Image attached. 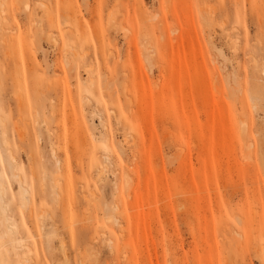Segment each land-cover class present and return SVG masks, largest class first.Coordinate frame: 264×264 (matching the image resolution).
Segmentation results:
<instances>
[{
    "label": "rangeland",
    "instance_id": "374dc122",
    "mask_svg": "<svg viewBox=\"0 0 264 264\" xmlns=\"http://www.w3.org/2000/svg\"><path fill=\"white\" fill-rule=\"evenodd\" d=\"M0 2V179L21 264H264V0ZM14 59L15 86L38 80L16 87L25 102L3 78Z\"/></svg>",
    "mask_w": 264,
    "mask_h": 264
},
{
    "label": "bare ground",
    "instance_id": "6f19581e",
    "mask_svg": "<svg viewBox=\"0 0 264 264\" xmlns=\"http://www.w3.org/2000/svg\"><path fill=\"white\" fill-rule=\"evenodd\" d=\"M3 1H4V0H3ZM2 4H3V3L0 2V5H2ZM41 4H42V3H40V5H41ZM40 5H38V6H40ZM42 5H43V4H42ZM3 6H4V5H3ZM1 7H2V6H1ZM1 7H0V8H1ZM43 7H44V5L42 6V8H43ZM39 9H41V8H39ZM0 11H2V10L0 9ZM47 15H48V14H47ZM47 15H46V16H47ZM49 17H50V16H49ZM1 18H2V19H0V20H4V17H1ZM47 18H48V17H47ZM47 20H50L49 22H52V19H51V18H49V19H47ZM47 32L50 33L51 31H50V32H49V31H45V33H47ZM80 32H81L82 34H84L83 31H80ZM48 33H47V34H48ZM51 33H52V32H51ZM47 34H44L45 37H47ZM82 34L79 35L80 40H82V39H81ZM74 36H75L74 38L76 39V35H74ZM48 37H49V38H52V39H50L49 41L53 40L54 38H55L54 40H57V39H56L57 36H56V37L53 36V33L51 34V36L49 35ZM77 37H78V36H77ZM79 37H78V38H79ZM85 38H86V36H85ZM85 38H84V39H85ZM17 39H19V38H17ZM84 39H83L82 42H83V43H86V40L84 41ZM237 39H238V38H237ZM15 40H16V39H15ZM234 40H235V39H234ZM16 41H17V44H16V45L19 46V45H18V44H19L18 40H16ZM74 41H75V40H74ZM78 41H79V39H78ZM78 41L75 42V43L78 44ZM52 42H53V41H52ZM235 42H236V41H235ZM15 43H16V42H15ZM15 43L13 42L12 44H15ZM57 43H58V41H57ZM80 43H81V42H80ZM83 43H81L82 46H84ZM232 43H233V41H232ZM12 44H11L10 46H12ZM53 44H54V43H53ZM236 44H237V43H236ZM16 45H15V46H16ZM20 45L24 48V45L22 44V42H20ZM61 45H62V47H63L64 44L62 43ZM15 46H14L15 49H16V48L20 49V47H21V46H19V47H15ZM144 47H145V46H144ZM12 48H13V47H10V49H8V50L11 51ZM63 48H64V47H63ZM71 48L74 49L72 46H71ZM18 49H17V50H18ZM69 49H70V48H69ZM149 49H150V48H149ZM8 50H7V51H8ZM21 50H22V48H21L20 50H18V51H16V50H15V51L19 53V52H21ZM15 51H14V54H16ZM73 51H74V50H73ZM77 51H78V50H77ZM8 52H9V51H8ZM22 52H23V50H22ZM22 52L19 53L20 55L17 54V56H16L17 58L19 57V58H18L19 60H18V59H14V60H16V61L11 62V66L9 65V66L6 68V70H5V72H4L5 75H4V77H3L4 79H7V78L10 79V82H12V85H13V86H12V89H13V96L16 97V96L18 95V97H19V95H20V98H21V96H22L24 93L21 92V90H22V89H21L20 91H19V90H18V91H19V93L21 92L22 95H21V94H18V91L16 90V87H18L19 85H16V86L14 85V83H15V79H16L14 73H15V74L19 73V71H20L21 68H22V66H20L19 64L16 63L17 60H18L19 63H20V61L23 62V60H22L23 53H22ZM83 52H84V51H83ZM5 54H6V52H5ZM21 54H22V55H21ZM74 54H75V53H74ZM80 54H82V53H80ZM84 54H85V53H84ZM84 54H83V55H84ZM72 56H73V55H72ZM75 56H76L75 58L78 57V56H77V52H76ZM79 57H80V55H79ZM79 57H78V58H79ZM82 57H83V56H82ZM72 58H73V57H72ZM73 59H74V58H73ZM80 59H81V57H80ZM12 60H13V59H12ZM22 65H23V63H22ZM19 66H20V68H19ZM17 68H19V69H17ZM139 68H141V67H139ZM17 70H18V71H17ZM89 70H90V71H89ZM89 70H86V72L89 71V72L86 73V74L91 75V71H92V70H91V69H89ZM16 71H17V73H16ZM22 71H23V68H22L21 72H22ZM139 71H140V69H139ZM25 72H26V71H25ZM22 73H23V72H22ZM26 73H28V72H26ZM23 74H24V73H23ZM92 74H93V72H92ZM20 75H21V74H19V76H20ZM24 75H25V74H24ZM24 75H23V76H24ZM26 75H27V74H26ZM88 75H87V76H88ZM140 75H141V74H140ZM24 77H25V76H24ZM24 77H23V80L25 81V79H26V80L29 79V82H31V84H33L35 81H36L35 83H37V81H38V80H34V77H35V76H34L32 73H28V79H27L26 77H25V78H24ZM21 78H22V77H21ZM88 78H89V76H88ZM88 78H87V79H88ZM90 78H91V79H94V78L92 77V75H91ZM90 78L88 79V80L90 81V82H89V85H93V83L91 82ZM35 79H36V78H35ZM134 79H135V78H134ZM17 80H18V74H17ZM23 80H21V81H20V80H19V81H16V84H17V82H19V83L21 84L19 87L25 89L24 86H25V84H27V83H24V85H23V83H22ZM141 80H142V79H141ZM33 81H34V82H33ZM132 81H133V80H132ZM26 82H27V81H26ZM93 82L95 83V81H93ZM140 82H141V81H140ZM140 82H139V84H140ZM132 83H133V82H132ZM135 83H136V81H134V84H135ZM29 84H30V83H29ZM137 84H138V83H136V85H137ZM141 84L143 85V83H141ZM22 85H23V86H22ZM34 85H35V84H34ZM137 86H141V85H137ZM26 87H27V85H26ZM28 87L31 89L30 86H28ZM28 87H27V88H28ZM27 88H26L25 90L28 92V89H27ZM30 89H29V90H30ZM60 89H61L62 93H64V94H67V93H68V92H65V90L62 89V87H60ZM124 89H126V87L123 88V94H124V92H127V94H128V91H124ZM126 90H127V89H126ZM26 91H25V94H26ZM64 94H63V96H64ZM128 95H129V94H128ZM124 96L126 97V94H124ZM129 96H130V95H129ZM129 96H127V97H129ZM20 98H17V100L20 99ZM22 98H23V97H22ZM22 98H21V99H22ZM130 98H131V97H130ZM23 99H24V98H23ZM23 99H22V101L25 100V99H24V100H23ZM63 99H65V98L63 97ZM131 99H132V98H131ZM127 100H130V99H127ZM20 101H21V100H20ZM27 101H28V100H27ZM130 101H132V100H130ZM24 102H25V101H24ZM24 102H22V103H24ZM63 102H65V100H64V101L62 100V103H63ZM127 102L129 103V101H127ZM18 103H19V101H18ZM27 103H29V102H27ZM65 104H66V103H65ZM18 105H19V104H18ZM24 105H25V106L22 105V106H23V108H22L23 110L19 108L20 110H22L21 113H20L21 115H22V112H23L24 110H25V111H27V110L29 111L28 108L31 109V107L28 106L29 104L26 105V104L24 103ZM26 106H27L28 108H27ZM26 108H27V109H26ZM61 108H62V107H61ZM137 109H138V108H137ZM139 109H140V107H139ZM139 109H138V110H139ZM64 112H65V111H64ZM23 113H24V112H23ZM62 113H63V109H62ZM121 113H122V111H121ZM121 113L119 112V114H121ZM20 114H19V115H20ZM63 114H64V113H63ZM19 115H18V117L21 118V115H20V116H19ZM122 115H123V114L119 115V117H121ZM61 116H62V115H61ZM62 117H63V116H62ZM62 117H61V118H62ZM22 118H23V116H22ZM122 118H123V121H122V122H126V124H127V120H126V121L124 120V119H126L127 117L123 116ZM0 119H2V118H0ZM127 119H128V118H127ZM18 120H19V118H18ZM3 121H4V120H0V127H1L2 140H3V143H4V145H5V144H6V138H5L6 131H5V129H6L7 126H6L5 128H3V127H4V126H3ZM23 121H24V120H22V122H23ZM235 121H236V119H235ZM60 122H62V121L60 120ZM117 122H118V121H117ZM236 122H237V121H236ZM120 123H121V122H119V124H120ZM4 124H5V123H4ZM62 124H63V123H62ZM129 124H130V122H128V125H129ZM133 124H134V123H132L131 125H133ZM237 124H238V123H237ZM240 124H241V123H240ZM242 124H244V123H242ZM5 125H6V124H5ZM121 125H122V124H121ZM128 125H125V126H127V128H128ZM131 125H129V129H130V126H131ZM134 125H135V124H134ZM134 125H133V126H134ZM133 126H131V127H133ZM135 126L137 127V125H135ZM135 126H134L132 132H136L135 130H137V129H135V128H136ZM243 126H244V125H243ZM63 127H64V125H63ZM64 128H65V127H64ZM18 129H20V131H21V128H18ZM122 129L124 130V129H126V128H123V125H122ZM22 131H23V129H22ZM22 131H21V132H22ZM73 132L75 133V131H73ZM128 132H130V131L128 130V131L126 132V134H127V135L129 134V135L131 136V133H128ZM8 133H9V132H8ZM23 133H24V132H23ZM60 133L62 134V132H60ZM74 133H73V134H74ZM15 134H17V133H15ZM73 134H72V135H73ZM26 136H27V134H26ZM60 136H61V135H60ZM70 136H71V135H70ZM75 136H76V135H75ZM124 136H125V135H124ZM130 136H129V137H130ZM65 137H66V136H65ZM65 137H62V138H64V141H63L64 145L66 144V143H65V141H66ZM125 137H128V136H125ZM237 137H238V136H237ZM19 138H20V137H19ZM70 138H71V137H70ZM73 138H74V136H73ZM73 138H71V139H72V140H70L71 142L74 141ZM21 139H25V137H24V138L21 137ZM9 140H10V139H9ZM17 140H18V139H17ZM61 140H62V139H61ZM125 140H126V138H125ZM7 142H9V141H7ZM19 142H20V140H19ZM21 142H22V141H21ZM67 142H68V141H67ZM75 142H77V140H76ZM127 142H128V141H127ZM63 143L61 144V146L63 145ZM72 143H74V142H72ZM8 144L10 145V143H8ZM8 144H7V146H8ZM55 144H56V143H55ZM57 144H58V142H57ZM70 144H71V143H70ZM18 145H19V144H18ZM21 145H22V143H21ZM58 145H59V144H58ZM10 146H11V145H10ZM10 146H9V147H10ZM56 146H57V145H56ZM9 147H8V148H9ZM19 147H20V146H19ZM54 147H55V146H54ZM5 148H6V146H5ZM20 148H23V147H20ZM52 148H53V146H52ZM52 148H51V150L54 149V148H53V149H52ZM60 148H61V147H60ZM64 148H65V147H64ZM64 148L62 147L63 150L60 149V151H64V150H66V149H64ZM66 148H69V147H67V145H66ZM6 149H7V148H6ZM9 150H11L10 152H12V148L9 149ZM54 150H55V149H54ZM79 150H80V149H79ZM20 151H21V150H20ZM66 151H67V150H66ZM70 151H71V150H70ZM51 153H52V152H51ZM55 153H56V152L54 151V157H55V156L58 157L59 155H58V154L55 155ZM66 153H67V152H65V153L63 152V155H66ZM74 154H75V153H74ZM77 154H79V152H78ZM52 155H53V154H52ZM70 155H71V154H70ZM72 155H73V154H72ZM79 155L81 156V154H79ZM14 156H15V155H14ZM61 156H62V155H60V157H61ZM68 156H69V155H68ZM68 156H66V157L63 156V159H65V158L67 159ZM73 156H74V155H73ZM77 156H78V155H77ZM102 156H104L105 158H107L108 154H102ZM8 157H9V159H10V164H9V166H10V170H11V169L13 170L14 167H13L12 163H13V158H14V157H13V155H11V154L8 155ZM60 157H59L58 161L61 159ZM64 157H65V158H64ZM71 158H72V160L75 159L74 157H71ZM71 158H70L69 160H71ZM81 158H82V157H81ZM105 158H104V159H105ZM76 159L78 160L79 157L76 158ZM14 160H15V159H14ZM55 160H57V159H55ZM72 160H71V161H72ZM61 161H62V160H61ZM63 162H65V160H63ZM72 162H73V161H72ZM78 162H79V161H78ZM80 162H81V160H80ZM80 162H79V163H80ZM89 162H90V161H89ZM94 162H95V157H94V155H92V156H91V163H88V164H91V165H92ZM15 163H16V162H15ZM56 163H57V162H56ZM56 163H55V164H56ZM59 163H60V162H59ZM13 164H14V163H13ZM60 164H61V163H60ZM75 164H77V163H76V160H75ZM14 165H17V163L14 164ZM67 165H68V168H69V166H70L71 164L69 165V164L67 163ZM56 166L58 167V165H56ZM78 166H80V165H78ZM88 166H90V165H88ZM57 167H56V169H57ZM66 167H67V166H66ZM66 167H64V168H66ZM91 167H92V166H90V167H88V168L90 169ZM17 168H18V167H17ZM58 168H59V167H58ZM70 168H71V166H70ZM70 168H69V170H70ZM60 169H61V167H60ZM14 170H15V168H14ZM104 170H105V169L103 168V172H102V170H101V172L104 173ZM98 171H99V170H98ZM10 172H11V177H12V178H15L16 175H15V173H13V172H15V171H13V172L10 171ZM31 172H32V171H31ZM59 172H60V170H59ZM62 172L64 173V170H63ZM70 172H71V170L68 171V174H69ZM101 172L99 171V173L97 172V174L101 175V174H102ZM29 173H30V171H29ZM65 173H66L65 175H68L67 172H65ZM100 173H101V174H100ZM16 174H17V173H16ZM56 174H57V173H56ZM59 174H60V173H59ZM110 174H112V173H110ZM69 175H70V174H69ZM69 175H68V176H69ZM95 175H96V174H95ZM102 175H105V173L102 174ZM61 176H63V174H62ZM18 177H19V176H17V178H18ZM57 177H58V176H57ZM57 177L55 176V178H57ZM96 177H97V176H96ZM100 177H101V176H100ZM100 177H99V178H100ZM52 178H53V177H52ZM97 178H98V177H97ZM101 178H102V177H101ZM127 179H128V178H127ZM127 179H126V180H127ZM8 180H9V179H8ZM17 180H18V179H17ZM20 180H22V179L20 178ZM20 180H18V181L16 182V183L18 184L19 188H20V189H19L20 191H19V193H18V195H19L18 198H20V201H21V207L24 208V207H25V201H26V199H27L26 196H28L29 194L27 195L28 188H27L26 186L24 187V186L22 185V184H23V181H22V184H21L22 186H20V183H19ZM53 180H54V179H53ZM100 180H101V179H100ZM4 182H5V180H4ZM54 182H55V180H54ZM56 182H57V181H56ZM58 182H59V179H58ZM54 184H55V183H54ZM51 185H52V184H51ZM56 185H58V184H55L54 186H56ZM5 186H9V185L6 184ZM54 186H53V187H54ZM123 186H124V185H123ZM53 187H52V188H53ZM67 187H69V189H70V186H67ZM21 188H26V191H25V189H24V190H23V189L21 190ZM50 188H51V187H50ZM54 189L57 190L56 188H53V192L55 191ZM66 189H67V188H66ZM69 191H70V190H69ZM69 191H68V189H67L66 192H68L69 195H71V194H70L71 192H69ZM56 192H57V191H56ZM56 192H54L55 195H57ZM28 193H29V192H28ZM5 194H6V188L4 187V184H3L2 180L0 179V226L2 227V235H1V238H5L7 241H9V246H10L9 248H10V250H12V252H13L14 255H15V257L17 258V260H16V264H21V261H22V260L20 261V258H18V250H19L23 245H19V244L16 242V236L19 235V232H15V231H14V227H13V225H12L11 222H10L9 211H8V209H7V204H6V201H5ZM69 195H68V198H71ZM65 198H67V197H66V194H65ZM68 198H67V200H68ZM60 199H61V198H60ZM28 200H29V199H28ZM67 200H66V202H67ZM29 201H30V200H29ZM68 201L70 202L71 200H68ZM61 202H62V201H61ZM66 202H65L64 204H66ZM26 203H27V202H26ZM61 204H63V203H61ZM64 204H63V206H64ZM69 204H70V203H69ZM69 204H68V202H67L66 206L69 205ZM27 205H28V204H27ZM40 223H41V222H40ZM42 226H43V225H42ZM40 231H41V230H40ZM42 231H43V230H42ZM19 236H20V235H19ZM26 236H27V235H26ZM19 238H20V237H19ZM24 239H25V237H24ZM24 239H23V240H24ZM22 244H23V243H22ZM5 246H8V245H5ZM24 246H25L26 248H28V245H24ZM24 246H23V249H24ZM20 251H21V250H20ZM2 256H3V247H2V245H0V264H1V261H2V260H1V259H2ZM21 259H22V258H21Z\"/></svg>",
    "mask_w": 264,
    "mask_h": 264
}]
</instances>
